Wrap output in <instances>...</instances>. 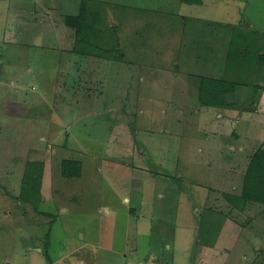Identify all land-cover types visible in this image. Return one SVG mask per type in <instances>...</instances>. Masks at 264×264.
Wrapping results in <instances>:
<instances>
[{"label":"rangeland","instance_id":"rangeland-1","mask_svg":"<svg viewBox=\"0 0 264 264\" xmlns=\"http://www.w3.org/2000/svg\"><path fill=\"white\" fill-rule=\"evenodd\" d=\"M0 74V264H264V0H0Z\"/></svg>","mask_w":264,"mask_h":264},{"label":"crops","instance_id":"crops-1","mask_svg":"<svg viewBox=\"0 0 264 264\" xmlns=\"http://www.w3.org/2000/svg\"><path fill=\"white\" fill-rule=\"evenodd\" d=\"M255 85H258V87H255ZM190 86H192V85L190 84ZM249 91H251V93L253 94V96H261L259 98L258 103L256 104V107L253 110L252 109L249 110V112H248L249 117H254V118L255 117H259L260 120H264V84H260V82H257V81L256 82L254 81V83H252V84H248V83L240 84V83H238L235 86H233L232 88H230L229 91L226 92V93H229L230 92L229 94H234L236 92L237 93L242 92L244 94H247V93H249ZM229 94L228 95H224V96H229ZM25 103L26 104L23 105V106H21L20 109L18 108V114H19V118L20 119H27V118H31V119L33 118V119H35L37 116H40L41 115V114L38 113V111H34L33 105H29V104H31V101L25 102ZM203 104H204V107L203 108L206 109V110H204V112H205L204 114L211 113V110H213V109H219L218 106L221 107V105L219 103L215 104L213 102H208V103H205L204 102ZM244 108H246V107H244ZM31 109H33V111ZM227 109L228 108H225L224 107V113H223V115H225V116L222 117V114L219 113L221 115V117L218 118L219 121L217 122V124H213V125L210 124L209 126H207L209 130L215 131V132L221 133V134H224V133L226 134L227 133L226 134L227 136H229V134L234 133L235 130L234 131H233V129L229 130V128H228L229 127V120H228V118H231L232 119V117H234V116H237V118H238L239 117L238 110H240V109L235 110L236 108H234L232 110L233 112L230 113V114H228V110ZM38 110H39V108H38ZM63 110L64 109H62L61 111H63ZM224 121H225V123H224ZM29 124L30 125H35L34 123H32L30 121H29ZM224 128H228V130L225 131V132H223L222 130ZM41 136H44V135H41ZM41 136H40V138H41ZM44 138H45V136H44ZM44 138H42V139H44ZM242 143L243 144L240 143V145H237V146L232 144L231 145L232 146L231 148L232 149H235L238 152H241L242 154H249V147H250L249 143H250V139L248 141L242 142ZM258 144L260 145V147H264V142L261 143V140H260V143H258ZM197 155L200 156L201 154H197ZM203 158H205V157H203ZM43 159H44V161H46L48 158H47V156H44ZM152 180H153L152 178H146L144 180V183L142 184L143 191L140 193V196H139V198H143L144 199L142 201V203H145L143 206H144L145 209H147L148 214H150V210H149L148 207H150L151 203L154 202V198L155 197H163L162 192L158 194V193H155V192L150 191V190L147 189V182L148 181H152ZM149 216L152 219L151 215H149ZM141 224H142L141 226L143 228V231L145 229H147V230H150L151 229V222H150L148 216L146 217L145 222L141 221ZM143 231H141V232H143ZM184 233H185V231H184ZM143 245L146 247V249H148V248L150 249V255H149L150 263L153 261L154 264H158L159 261L157 259V256H159V254L156 253V255H155L154 252H153V249H151L152 241L151 240H148L147 242L143 243ZM39 252H41V251H39ZM131 256L133 258L135 257L136 259L139 258V256H137L136 255V252H134V251L131 254ZM38 258L40 259V256L37 257V259ZM130 260H132V259H130ZM139 260L141 262L140 264H144V262H145L144 260L145 259H143L142 257H140ZM83 263H84V261H83Z\"/></svg>","mask_w":264,"mask_h":264},{"label":"trees","instance_id":"trees-1","mask_svg":"<svg viewBox=\"0 0 264 264\" xmlns=\"http://www.w3.org/2000/svg\"><path fill=\"white\" fill-rule=\"evenodd\" d=\"M75 17H77L78 20H83L84 19L83 12L80 15L68 16L67 22L70 23L71 25H78L77 21H74ZM222 94H224V93H222ZM218 102L220 103L221 101H219V100L216 102L213 101V103H215V104H217ZM262 155H264V152H259L254 157V160L252 161V165L250 168V172L247 173V175H246V181H247V183H249V186H246V188H245V192H244L245 193V195H244L245 199L248 198V199H253V200L260 201V202H264V191H260L261 189L264 190V177L261 178V176L259 175V176H256L255 178H252V176H251V172H252V169L254 167L255 168L259 167V168L264 169V162L259 163V159H260L259 157ZM149 262H150V259H149ZM150 264H154V262L152 261Z\"/></svg>","mask_w":264,"mask_h":264},{"label":"water","instance_id":"water-1","mask_svg":"<svg viewBox=\"0 0 264 264\" xmlns=\"http://www.w3.org/2000/svg\"><path fill=\"white\" fill-rule=\"evenodd\" d=\"M40 16V15H39Z\"/></svg>","mask_w":264,"mask_h":264}]
</instances>
